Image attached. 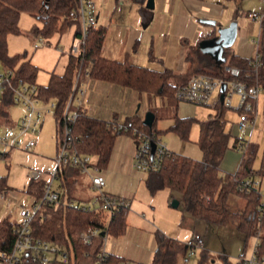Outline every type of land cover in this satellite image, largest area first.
Listing matches in <instances>:
<instances>
[{"label":"trees","instance_id":"16d2710c","mask_svg":"<svg viewBox=\"0 0 264 264\" xmlns=\"http://www.w3.org/2000/svg\"><path fill=\"white\" fill-rule=\"evenodd\" d=\"M144 5L146 0H129ZM78 0H0V61L2 65L14 71L15 78L28 82H35L38 68L29 59L26 52L10 55L7 49V36L10 33H21L19 19L22 12L36 18L40 25L33 24L28 32L34 36L50 37L54 33L63 32L68 26L75 24L74 37L80 36L81 27L77 18L70 12L77 8ZM105 27H88L84 41L83 54L76 56L69 54L63 73L51 71L45 85L37 86L39 100L47 101L55 98L54 119L56 126V145L62 138L63 112L67 100L73 92L76 73L80 67L84 74L92 80L110 82L140 94L157 96L162 100L163 112L150 109L154 113L152 125L143 124L137 116H127L124 123L130 124L138 130L148 134L153 141H157L161 130L155 126L158 115L167 113L172 115L173 124L169 128L174 130L182 139L188 137L189 128L194 121L192 116H178V100L174 97L177 85L185 83L189 77L197 72H205L219 77L228 78L225 66H236L240 69L238 80L247 85L258 84L262 89L264 111V30L260 32L257 46L258 62L256 70L250 63V58L237 55L226 47L223 50L224 60L215 61L200 52L198 42L186 49L185 59L189 66L185 71L176 72L171 68L160 69L139 65L128 59L116 60L103 55L102 43ZM12 104L11 93L0 99V117L9 120L7 108ZM215 113L207 119L199 121V136L197 143L202 151V159L175 153L170 150L164 155L158 169L150 170L145 175V185L151 193L167 187L180 193L183 208L194 218L208 223H231L244 234L245 238L256 236V254L258 258L264 256V195L261 190L253 186L244 187L242 182L246 177H254L252 160L256 145L251 143L244 148L239 168L235 174L221 173L220 161L226 148L229 147L230 134L225 129V107L221 101L214 104ZM163 113V114H162ZM116 121L105 120L89 116L79 111L78 116L70 124L72 146L81 153H88L95 158L96 165L104 169L109 162L116 138L131 131L114 130L108 123ZM232 147L238 148V137L233 139ZM80 170L77 166H64L58 170V187L61 196L57 204H44L31 220L30 228L34 236L45 238L56 243L64 244L71 251L67 264H75L91 247L84 245L79 233L88 227L105 229L108 235L119 236L126 230V214L128 206H120L108 220L101 211L85 210L77 205L68 204L75 198V185ZM46 178H30L24 191L30 198L39 199L43 193ZM9 187L4 178H0V195L6 193ZM174 193V192H173ZM230 194L241 197L243 205L235 210L229 206ZM127 199V198H126ZM128 200V199H127ZM129 201V200H128ZM18 222L8 218L0 220V251L9 252L15 240V230ZM100 243H98V246ZM186 246L174 237L161 231L155 232V247L151 262L148 264H180L178 256H185ZM243 253L238 255L237 261L231 262L226 255L219 254L223 264H243L240 260ZM212 255L202 249L198 264H207ZM127 259L109 253L107 264H117ZM21 264H41L33 262L24 255ZM52 264H61L58 262Z\"/></svg>","mask_w":264,"mask_h":264},{"label":"rangeland","instance_id":"374dc122","mask_svg":"<svg viewBox=\"0 0 264 264\" xmlns=\"http://www.w3.org/2000/svg\"><path fill=\"white\" fill-rule=\"evenodd\" d=\"M222 3L224 8V17L229 15L228 23L232 19H236L238 23V34L233 44H237L240 38L258 39V26L246 16L248 10H259L263 8L260 0H218ZM235 9L237 12L234 14ZM234 15L236 16L234 18ZM40 25V22L26 12H22L19 19V27L21 33H10L7 36V49L10 55L16 53L26 52L25 58L29 59L34 65L37 66L38 71L35 78L36 85H45L51 71L55 73H63L65 65L67 64L72 43L73 33L76 25L68 26L61 33H54L50 37H41L39 40L28 29L33 25ZM141 27V26H140ZM144 30V29H142ZM75 37L74 42L78 40ZM37 40V41H36ZM38 43L34 47V42ZM147 63V61H145ZM0 61V68H2ZM85 78L83 69H80L78 84ZM92 80V79H91ZM98 82L96 80L93 91L101 94L102 91L98 90ZM113 84L110 82H104ZM120 88H125L116 85ZM89 88V87H88ZM217 89L214 91L210 103L208 105L189 103L179 101L180 106L178 113L182 115H190L194 118L189 128L188 137L182 139L170 127L173 124L172 115L167 113L165 115H158L155 121L157 129L161 130L160 140L165 142L168 149L171 151L191 157L196 160L202 159V151L197 143L199 136V121L206 119L209 115L215 113V101L217 96ZM89 92L87 91L84 98V109L86 114H90L95 109L94 106L101 105L107 110L111 109L117 112L116 121L123 122L127 116H137L143 120L148 107L156 109L158 113L163 112V104L159 97L151 96L148 94H139L136 91L125 88L124 94H113V98H96L89 101ZM148 98H151L149 101ZM51 102L55 103V98L50 97L47 101L39 100L38 106L43 111V121L41 127L35 133H26L20 137L22 146L9 147L0 140V178H4L5 184L9 187L7 193H3L4 198H0V220L8 218L12 222L20 221L19 208L21 205H28L30 196L24 191L26 185L31 178V171H40L41 177L48 178L49 171L55 166V119H54V106ZM102 102V103H101ZM77 101H74L72 107L77 106ZM110 104V105H108ZM112 108V105L117 106ZM234 106L237 104V97L233 98ZM23 108L18 104H11L9 106V120H4L0 117V133L8 126H14L18 121ZM150 111V110H149ZM163 114V113H162ZM225 129L229 132V147L226 148L223 157L220 161V172L235 174L239 168L240 159L244 148L232 147L233 139L239 137L244 138L247 145L254 143L256 151L252 160V168L255 171L254 177L258 179L260 184L261 193L264 195V111L262 93L256 99V113L250 128L242 131L238 127L239 111L235 108L226 107L225 112ZM34 140L35 145L32 149L24 148L28 140ZM131 134L124 133L116 138L115 148L119 158L125 155L128 144H132ZM134 143V142H133ZM122 161V160H121ZM118 166L120 174L126 175L127 168L123 164ZM131 169L133 170V182L127 184L125 191L131 195L128 198L130 205L125 217L126 230L125 233L119 236L107 235L105 238L106 248L110 251L114 248V254L123 255L122 252L127 250L128 253L135 256H126L130 258V262L136 264H148L151 262L153 250L155 247V232L161 231L168 236L174 237L183 244L192 237L195 232L201 234L203 238V245L185 250V256L180 254L178 262L180 264H198L202 249H206L211 255L207 264H223L218 258L219 254L226 255L231 262L238 259V255L243 253L244 256H250L253 252L254 246L257 241L256 236H249L245 238L244 234L238 231L231 223L215 224L208 223L202 219L194 218L183 208L180 200V193L171 191L167 187L160 188L154 193H151L145 185V180L139 177V174L144 173L137 171L132 163ZM126 168V169H125ZM146 173V172H145ZM58 179L54 180L53 188H58ZM173 194L174 196H171ZM74 195L75 202H89L88 199L93 195V190L89 187V179L87 174L81 173L75 185ZM178 200L177 206H172L173 200ZM229 206L235 210L239 208V202L242 204L241 197L230 194L228 198ZM194 220H197L195 223ZM115 245V246H114ZM107 250V251H108ZM191 252V253H190ZM0 264H3L0 262Z\"/></svg>","mask_w":264,"mask_h":264},{"label":"built area","instance_id":"2783aa9c","mask_svg":"<svg viewBox=\"0 0 264 264\" xmlns=\"http://www.w3.org/2000/svg\"><path fill=\"white\" fill-rule=\"evenodd\" d=\"M263 8L260 10H248L246 16L258 25L261 32L264 30V0H260ZM73 18H77L80 22L81 33L78 40L70 46V53L76 56L83 54L84 41L87 33V28L97 26L96 7L93 0H78L77 8L70 12ZM38 40L40 36L36 37ZM37 41V40H36ZM34 42V47L38 46ZM259 38L256 40L258 46ZM257 48L250 63L256 70L258 62ZM0 68V99L10 91L12 104H18L23 108L22 114L14 126L6 127L0 133V140L6 146L18 147L22 146L20 137L26 133H35L40 128L42 123L43 111L38 106L39 98L37 97V85L35 82H28L21 78L14 77V71L10 67ZM224 71L229 75L219 77L205 72H197L192 74L189 79L176 86L174 97L178 101H185L195 104L208 105L217 89L216 101H220V95L223 93L221 103L223 106L235 108L239 111L238 127L244 131L250 128L254 115L256 113V99L262 89L258 84L247 85L245 82L238 80L237 77L240 69L236 66H225ZM80 67L76 73L73 92L67 100L66 107L63 112L62 138L57 145L55 155V166L49 171V177L46 178L44 190L39 199L31 197L28 205H21L19 208L20 221L15 230L16 236L12 248L9 252L0 251V262L3 264H21L24 255L29 256L31 261L41 264H52L55 262L67 264L71 251L64 244L34 236L31 233L30 223L34 215L40 210L44 204H57L61 196V189L53 188L54 180L57 179L58 170L61 167L72 165L77 166L81 173L87 174L90 182V188L93 190V195L89 202L80 203L70 201L68 204H74L85 210L101 211L106 214L108 220L113 215V212L120 206H128L130 202L122 197L109 194L105 190L106 180L101 173V169L96 165L95 158L88 153L79 152L72 146V137L70 134V124L78 116L79 110L72 109V102L75 96L82 95L83 89L78 84ZM225 84V89L222 92L220 87ZM237 97V104L234 106L233 98ZM54 105L53 102L50 104ZM108 125L114 130L131 131V136L135 143V150L132 158V165L136 170L148 172L158 169L164 155H169L170 150L166 144L158 137L157 141H153L151 137L131 127L130 124L124 122L110 121ZM151 142H155V148L151 153ZM35 141L28 140L24 148L32 149ZM247 145L244 138L238 137V147ZM31 178L41 177L40 171H31ZM261 182L255 177H246L242 182V186H253L260 189ZM3 197V196H1ZM108 234L105 229L100 227H88L79 233V238L84 245L90 246L91 251H86L75 264H107L109 252L105 249V238ZM98 243L100 245L98 246ZM257 243V241H256ZM203 238L201 234L195 232L190 239L185 243L187 249L201 247ZM190 252V253H191ZM243 264H264V256L258 258L256 254V244L250 256L240 258ZM117 264H134L129 260L120 261ZM139 264V263H136Z\"/></svg>","mask_w":264,"mask_h":264},{"label":"crops","instance_id":"0c3cea01","mask_svg":"<svg viewBox=\"0 0 264 264\" xmlns=\"http://www.w3.org/2000/svg\"><path fill=\"white\" fill-rule=\"evenodd\" d=\"M93 2L96 7L97 26L100 25L105 27V35L102 43V53L104 56L116 60L128 59L139 65H144L154 69L167 67L176 72L185 71L189 66V62L185 59L186 49L188 46L194 45L198 42L199 48V42L215 35L218 27L226 26L232 20H236L232 19L228 23L227 20H229L230 17L228 14L224 17V8H222L221 1L218 0H154L153 9L146 8L144 6L145 4L140 5L138 3L130 2L129 0H93ZM236 12L237 9H235L234 14ZM235 17L236 16L234 15V18ZM238 30L239 27L237 23V34ZM259 37L260 31L258 29V38ZM74 40L75 37L73 33L72 43ZM233 44L230 46V50L245 58L252 57L257 48L255 39H252L251 41L244 37L240 38L235 46H233ZM200 52L208 55L214 60L209 53H204L201 50ZM145 61H147V63H145ZM84 75L85 78L83 79V84L84 86L86 85V88L82 86L81 81L79 86L83 89V94L75 96L72 104L74 101H77L78 104L77 106L72 107L74 110H79L86 114L87 109H84L82 106L84 105V98L87 91H90L88 97L89 101L100 97L103 99L113 98L114 93H125V88H120L116 86V84H106L104 83L105 81H103L98 82L97 84V87L99 86L98 90L102 91L99 95L97 94V91H93V85H95L94 82L96 80H91L88 75ZM148 100L150 101L151 98H148ZM179 106L180 103L178 102L177 111ZM114 107L119 109V104L117 106L112 105V108ZM94 108L95 109H90L92 111L88 115L105 120L113 119L117 116V112H119L111 109V107L110 110H107L101 105H95ZM150 109L151 107H148V111ZM8 110L9 107L7 108V111ZM177 114L178 116H190L182 115L178 112ZM210 116L211 115H209V117ZM133 142L132 144H128L125 155L120 158L117 150H114V143L108 165L104 169H101V173L104 175L106 180L105 190L109 194L122 196L127 199H130L131 195L125 191L127 188L126 185L132 184V173H135L130 167L135 150V143ZM55 149L57 150V145ZM120 162L121 167L124 164L127 168H125L127 170L126 175L123 173L120 174V171H118ZM79 174L80 173H78V176ZM136 174H139V177L142 179H144L146 175L145 172L142 174ZM171 196L174 195L171 194ZM4 197L5 196L3 194L0 195V198ZM72 201L75 202V199H72ZM242 205L243 202L242 204L239 202V206L241 207ZM196 221L197 220H194L195 223H198ZM104 246L105 249L108 250L105 244ZM108 252L114 254V248H111ZM122 254L123 255L121 256L118 253L117 256L127 260H130V258L126 256H135L134 254L131 255V253H128L127 250L122 252ZM124 254L128 255L125 256ZM138 263L142 264L140 262Z\"/></svg>","mask_w":264,"mask_h":264},{"label":"water","instance_id":"95a60500","mask_svg":"<svg viewBox=\"0 0 264 264\" xmlns=\"http://www.w3.org/2000/svg\"><path fill=\"white\" fill-rule=\"evenodd\" d=\"M148 9L154 8V0H146L145 5ZM237 35V22L236 20H232L228 25L223 27H218L216 30V34L211 36L210 38L201 40L199 42V48L204 53H209L215 61L224 60L223 50L226 47H230ZM225 89V84L223 83L220 87V90L223 92ZM223 93L220 95V101L222 100ZM154 119V113L152 111H147L143 118V124L147 126L152 125V121ZM155 148V142H151V153H153ZM172 206L178 205V200H173L171 203Z\"/></svg>","mask_w":264,"mask_h":264}]
</instances>
